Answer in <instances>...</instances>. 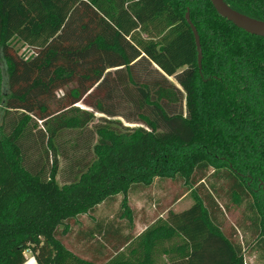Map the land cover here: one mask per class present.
I'll list each match as a JSON object with an SVG mask.
<instances>
[{"label":"trees","instance_id":"obj_1","mask_svg":"<svg viewBox=\"0 0 264 264\" xmlns=\"http://www.w3.org/2000/svg\"><path fill=\"white\" fill-rule=\"evenodd\" d=\"M223 1L264 21V0ZM155 179L193 203L134 234L127 195ZM260 182L264 38L209 0H0V264H245L233 230L264 254ZM118 195L115 217L78 233L118 245L108 260L69 250L62 237Z\"/></svg>","mask_w":264,"mask_h":264},{"label":"rangeland","instance_id":"obj_2","mask_svg":"<svg viewBox=\"0 0 264 264\" xmlns=\"http://www.w3.org/2000/svg\"><path fill=\"white\" fill-rule=\"evenodd\" d=\"M11 44L19 55L22 54L25 57L30 55V50L24 44L17 42L16 40H13ZM120 201L121 195H118L115 203L108 202L100 205L92 217L82 216L79 219V223H77L78 226L74 227L73 233L68 237H62L61 240L63 244L73 253L87 261L103 263L108 260L112 254V250L117 248L118 245L112 244L110 247L107 245L108 247L101 250L96 240L86 242V240L78 233L79 231L84 232L86 229L91 228L96 221H110L119 211ZM127 203L129 209H131L134 215V234H137L157 218L166 217L168 212H181L189 208L193 202L189 191H187V187L183 185L182 181L155 179L152 185L146 190L134 195L128 194ZM239 210L242 211V208ZM237 219V212L225 214V223H223V227L227 230L225 232L226 234L230 231L229 227H232L231 225L236 226L237 228L242 226V223H238ZM233 231L235 234L237 233L238 241L243 242L244 244L243 250L245 264H264V254H260L258 251L255 252L250 249V246L253 245V242L250 243V241H248L249 238H251L250 234L248 233L242 237L239 229L238 231L236 229ZM95 237L96 238L94 239H98L97 236ZM245 240H247L246 243ZM247 243H250V246H247ZM25 257L28 259V262H26L29 263L31 259L28 253H25Z\"/></svg>","mask_w":264,"mask_h":264},{"label":"water","instance_id":"obj_3","mask_svg":"<svg viewBox=\"0 0 264 264\" xmlns=\"http://www.w3.org/2000/svg\"><path fill=\"white\" fill-rule=\"evenodd\" d=\"M209 2L214 11L218 14V16H220L225 21L229 22L237 29L242 30L246 34L264 38V21L251 18L231 9L223 0H209ZM184 18L194 38V43L197 52V64L198 67H200L201 50L199 45V38L195 27L190 22L188 11L185 13Z\"/></svg>","mask_w":264,"mask_h":264},{"label":"flooded vegetation","instance_id":"obj_4","mask_svg":"<svg viewBox=\"0 0 264 264\" xmlns=\"http://www.w3.org/2000/svg\"><path fill=\"white\" fill-rule=\"evenodd\" d=\"M252 191L256 195V198H259L260 201L263 200L264 202V184L262 182H260L255 189L253 188Z\"/></svg>","mask_w":264,"mask_h":264},{"label":"crops","instance_id":"obj_5","mask_svg":"<svg viewBox=\"0 0 264 264\" xmlns=\"http://www.w3.org/2000/svg\"><path fill=\"white\" fill-rule=\"evenodd\" d=\"M28 255L30 256V261H29V263H27L28 262V259H27V262H25L24 264H35V261H34V259H33V257L28 253Z\"/></svg>","mask_w":264,"mask_h":264}]
</instances>
